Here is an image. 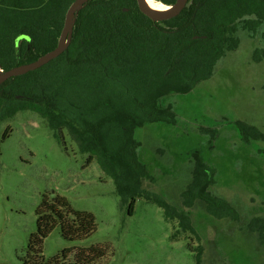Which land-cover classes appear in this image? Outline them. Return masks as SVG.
<instances>
[{"label": "rangeland", "instance_id": "obj_1", "mask_svg": "<svg viewBox=\"0 0 264 264\" xmlns=\"http://www.w3.org/2000/svg\"><path fill=\"white\" fill-rule=\"evenodd\" d=\"M234 37L239 47L212 78L165 99L174 123L135 133L149 169L145 187L188 212L202 240L182 234L173 241L176 223L145 199L130 215L113 179L96 159L88 163L67 130L61 140L39 113L20 110L0 121V264H196L200 248L204 264H264V245L247 228L264 217V140L244 141L236 125L264 132V59L253 57L264 48V22L256 32L241 25ZM204 128L218 129L213 146ZM195 148L216 170L210 192L231 203L240 221L215 218L201 200L184 205Z\"/></svg>", "mask_w": 264, "mask_h": 264}, {"label": "trees", "instance_id": "obj_2", "mask_svg": "<svg viewBox=\"0 0 264 264\" xmlns=\"http://www.w3.org/2000/svg\"><path fill=\"white\" fill-rule=\"evenodd\" d=\"M74 1L0 0L2 68L31 63L54 50ZM158 1L172 5L177 0ZM263 22L264 0H188L178 16L160 22L142 13L137 0H91L79 11L72 40L60 56L0 84V121L20 110L39 113L59 139L65 141L64 131L69 132L81 151L90 154L89 164L98 161L113 179L121 205L128 203L130 215L137 200L145 199L176 223L173 241L182 234L200 241L188 212L145 187L149 169L135 133L153 123H174V106L165 99L188 94L212 78L228 50L239 47L234 34L240 26L256 32ZM253 57L261 62L264 48L255 49ZM236 125L244 141L264 140L258 127L244 121ZM203 130L213 146L218 129ZM9 134L7 130L4 138ZM200 150L191 154L194 169L184 205L201 200L215 218L240 221L231 203L210 192L216 170ZM247 228L264 245V217L253 218ZM194 257L196 264H204V249Z\"/></svg>", "mask_w": 264, "mask_h": 264}, {"label": "water", "instance_id": "obj_3", "mask_svg": "<svg viewBox=\"0 0 264 264\" xmlns=\"http://www.w3.org/2000/svg\"><path fill=\"white\" fill-rule=\"evenodd\" d=\"M90 1L91 0H75L71 4L66 14L65 23L61 36L59 38L58 46L54 50L42 55L37 60L31 63L18 65L7 71L2 68L0 63V84L11 78L26 74L30 71H34L60 56L66 50L72 40L74 26L79 11L84 8V6H86ZM137 2L138 7L142 13H144L152 21L160 22L178 16L187 6L188 0H177L176 3L172 5L166 4L168 6H173V9L161 14H155L151 12L146 6L144 0H137Z\"/></svg>", "mask_w": 264, "mask_h": 264}, {"label": "bare ground", "instance_id": "obj_4", "mask_svg": "<svg viewBox=\"0 0 264 264\" xmlns=\"http://www.w3.org/2000/svg\"><path fill=\"white\" fill-rule=\"evenodd\" d=\"M146 6L149 8V10L155 14H161V13H166L168 11H170L171 9H173V6H168L165 3H163L162 1H158V0H153V4L155 5V7H153L152 5H149L147 0H144ZM164 8L166 10H158Z\"/></svg>", "mask_w": 264, "mask_h": 264}, {"label": "clouds", "instance_id": "obj_5", "mask_svg": "<svg viewBox=\"0 0 264 264\" xmlns=\"http://www.w3.org/2000/svg\"><path fill=\"white\" fill-rule=\"evenodd\" d=\"M147 2H148L149 5H152L153 7H155V5L153 4V0H147ZM158 10L163 11V10H166V9L161 8V9H158Z\"/></svg>", "mask_w": 264, "mask_h": 264}, {"label": "crops", "instance_id": "obj_6", "mask_svg": "<svg viewBox=\"0 0 264 264\" xmlns=\"http://www.w3.org/2000/svg\"><path fill=\"white\" fill-rule=\"evenodd\" d=\"M13 2H17L18 0H12ZM5 6H8L9 7V4L5 5ZM13 7V6H12Z\"/></svg>", "mask_w": 264, "mask_h": 264}, {"label": "flooded vegetation", "instance_id": "obj_7", "mask_svg": "<svg viewBox=\"0 0 264 264\" xmlns=\"http://www.w3.org/2000/svg\"><path fill=\"white\" fill-rule=\"evenodd\" d=\"M25 37H28L27 35H25ZM29 38V37H28ZM4 83V82H3ZM2 84V83H1Z\"/></svg>", "mask_w": 264, "mask_h": 264}]
</instances>
